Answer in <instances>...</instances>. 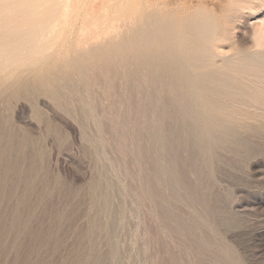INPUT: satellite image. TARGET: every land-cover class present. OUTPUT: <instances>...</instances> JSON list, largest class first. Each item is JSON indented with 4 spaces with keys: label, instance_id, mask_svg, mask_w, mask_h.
I'll return each instance as SVG.
<instances>
[{
    "label": "rangeland",
    "instance_id": "1",
    "mask_svg": "<svg viewBox=\"0 0 264 264\" xmlns=\"http://www.w3.org/2000/svg\"><path fill=\"white\" fill-rule=\"evenodd\" d=\"M48 1L29 0L25 10L38 17L56 7L48 26L53 31L39 40V57L14 63L10 74L0 72V140L10 142L5 150L23 171L38 175L27 230L54 237L6 240L14 248L6 255L0 249V264H264V106L218 96L234 135L205 143L201 153L198 131L190 129L196 124L183 120L173 101L177 91L161 87L150 106L151 78L135 64L132 45L145 41L132 40L156 28L154 21H165L164 34L174 38L162 51L187 66L196 50L184 46L190 37L182 30L196 27L214 9L202 8V0ZM255 22L238 24L234 38L241 45L251 46L247 35ZM226 48L225 60L232 56ZM42 78L43 88H35ZM166 99L172 104L164 107ZM157 117L162 130L173 134L174 146L150 138L151 130L158 131Z\"/></svg>",
    "mask_w": 264,
    "mask_h": 264
},
{
    "label": "bare ground",
    "instance_id": "2",
    "mask_svg": "<svg viewBox=\"0 0 264 264\" xmlns=\"http://www.w3.org/2000/svg\"><path fill=\"white\" fill-rule=\"evenodd\" d=\"M28 1L29 0H0V72L3 71V72H8L10 74L13 71V69L11 67L13 66L14 63L23 60L27 56L39 57L38 56L39 52L36 51L37 48L39 47V40L42 37H49L48 34L53 31L48 26L50 24H53L54 20L52 21V18L56 13V9H55L56 7L53 6L51 8L50 12H47L48 11L47 10L46 13L43 14V16L36 17L33 15V13H31V10H30V13L25 12L26 9H27V11H29L28 8H26V7L30 6V4H27ZM31 1L32 0H30V2ZM37 1H40V0H37ZM32 3H34V2H32ZM32 3H31V5H32ZM34 4H35V6L37 4L38 8H39V6L41 7V3H38V2L36 3V1H35ZM208 6H211L214 9V14H206V15L202 14L204 16H202V19L200 20L198 25H196V27L184 28L182 30L183 34L186 35V37L187 36L190 37V39L188 40V42H186L184 44V46H186V47L188 46L189 48H194V50H196L195 54L193 53L192 56L186 58L188 60L187 66L181 64L182 59L179 60L180 58L179 59L173 58V56H171V53L169 51L168 52L162 51V49L166 50V48H168L170 46V42H171L170 39L174 38L173 36H171L169 34H166V33L164 34L165 29L163 32V27L167 28L166 26H168L169 22L167 23L165 21H163V22L162 21H154L153 24L156 26V28L148 30V31H144L145 30L144 29L143 30L144 32L139 33L135 37V40H132V41H134V43H135V41H138V42L139 41H145V44L141 45L138 43L137 45H132V48H133V53L136 54V56H137L135 58V64L137 65V68H143L144 70H146L147 71L146 73H148V76H150L149 78H151V81L149 80L150 85H148V86H150V91L148 92L149 94H148V99H147L148 104H150V106L153 105V107H154L155 101H157V97H158V90L161 87H163L164 89L177 91L176 96L174 95L175 97H174L173 101L175 103L180 104L178 106L181 107L180 108V110H181L180 112H182L181 118L183 120L190 119L191 121H193V123L196 124V125L193 124L191 126V128L190 127L189 128L191 130L196 129L195 131H198L197 136L199 137V141H197L198 138H196L197 139L196 141H197V145H199V147H200L199 150L201 153L206 152V150H204L205 148H203L205 146L204 145L205 143L208 145V144H211L212 142H214L216 140L220 141V140L225 139L228 136L234 135L233 134L234 133L233 127H231V125L227 126L225 124L226 119H230L231 117L229 118L230 115H227L224 112V110H225L224 104H223L221 98L220 97L218 98V96H222V97L235 96V97H237L241 100H245V101H250V100L253 101L254 100L257 104L264 106V0H202L201 1V7L202 8L206 9V7H208ZM29 8H31V6ZM124 8L126 9V7H124ZM156 9H157V6H156ZM158 10H160V9H158ZM215 10H218L219 12L217 13V11H215ZM32 11H33V8H32ZM125 12H127V11L125 10ZM135 13H136V11H135ZM132 14L133 13L131 12L130 16ZM148 14H149V12H148ZM170 14H172V13H170ZM197 14H198V12H197ZM127 17H129V16H127ZM189 17L191 18L190 15L188 16V18ZM193 17H194V15H193ZM247 18L249 20H251L252 18L256 19L257 22H255L252 25L253 29L251 30L250 34L247 35V36H249V38L251 40V42L249 41L251 43V46L245 47L244 45H241L239 43V41L235 40L234 31L237 30L238 24L241 25V23H243V21L246 20ZM194 19H195V17H194ZM194 19H193V21H194ZM171 20H172V18H171ZM186 22H187V20H186ZM172 23L170 25H172ZM177 23H179V22H176V24ZM244 23H246V22H244ZM96 25H97V23H96ZM242 26H244V25H242ZM100 27H102V26H100ZM175 28H176V26H175ZM172 35H175V34L172 33ZM126 36H128V35H126ZM181 36H182V34H181ZM244 36H245V34H244ZM250 43H248V44L250 45ZM85 46H87V45H85ZM224 46L228 47L231 50L230 55H232V56H231V58L227 57L228 58L227 60H225L226 57L224 56V52H223ZM91 47H93V45ZM172 47H174V46H172ZM177 47H178V45H177ZM228 48H226V49H228ZM74 50H75V48H74ZM128 50H130V49L128 48ZM187 50H189V49H187ZM140 53H141V56H140ZM146 53H147V56H145ZM225 54H227V52ZM47 55L45 53V56H47ZM83 56H84L83 58H85L84 54H83ZM95 57H96V55H95ZM97 57H99V56H97ZM43 58L44 57H42V59ZM48 59H46L47 63H48ZM34 60H36V59H34ZM73 60H74V58H73ZM219 61H221L223 63L219 64ZM126 64H127V62H126ZM33 65H36V64H33ZM33 65H32V68H34ZM19 66L20 65H17V67H19ZM245 66L248 68V70L243 68ZM178 68H179V70L182 68V70H181L182 72H180V71L178 72ZM189 68L195 69L196 71L200 70V72L192 75L188 71ZM15 70L17 72V69H15ZM39 70H41V69H39ZM22 72H24V71H22ZM18 74H16V75H18ZM49 75H51V74H49ZM44 78H45V76H44ZM50 79H52V78H50ZM165 80L167 82H165ZM4 81L6 82V80H4ZM4 81H3V83H4ZM37 82H39V81H37ZM44 82L45 81L42 78V80L38 84L36 83L35 88H41V87L43 88ZM48 83H49V81H48ZM22 89H23V87L20 90H22ZM187 92H189L190 94H191V92H193V93L195 92V93H197V95H195V97L194 96L191 97L192 96L191 95V96H189L191 98H189L186 94ZM169 101L170 100L167 101V99H166V101L164 100V102H163L164 107L172 104ZM245 108L246 107H244V109ZM147 109L141 108L139 112L145 116L146 114H148ZM241 109H242V107H241ZM250 111H251V109H250ZM259 111H261V110H259ZM238 118H239V116H238ZM172 119H174V118H172ZM233 119H234V117H233ZM155 121L157 122V125H158V131H156V129H155V131L151 130L149 133L150 138H152L153 140L157 139L160 142L161 146L166 147L168 144L169 145L172 144V146H174L176 142H173V140L171 139V136H173V134H167V133H165L164 129L162 130V126L160 124L161 117H157L155 119ZM237 123H239V121ZM232 124L234 126V123H232ZM237 126L236 127L234 126V127L237 128ZM179 128H181V127H179ZM182 129H184V128H182ZM184 130H186V129H184ZM191 130H189V131H191ZM188 140H189V137H188ZM158 141H157V143H158ZM171 141H172V143H171ZM150 142H152V140ZM222 142H224V141H222ZM9 143L7 142V140H0V249H4L3 250L4 255H6L7 253H10V251L14 248L13 245L12 246H8L6 244L4 245V242L6 240L11 241V239H12V240H15L16 242L17 241L19 242L20 238H23L24 236L40 237V238H46V239H48L50 237H54L53 233H51L50 231L46 232L42 229L27 230L28 222L33 219L32 214H31V207H30L29 201H30V196L34 195V190H35L34 184H35V180L37 178L36 176H38V175H36L35 170L23 171L24 169L23 170L21 169L19 159L18 158H11L9 156V152L11 150H9V149L5 150V148L7 147V145ZM225 143H226V141H225ZM227 143L229 144V142H227ZM216 144H218V143H216ZM220 145H222V144L220 143ZM223 147H225V145H223ZM214 148H215V146H214ZM210 151H211L210 153H213L212 150H210ZM135 158H136V156L134 157V159ZM136 161H137V159H136ZM175 164H177V163H175ZM175 172H176V170H175ZM176 174H173L174 181L177 180ZM101 182H103V181H101ZM94 183H96V181H94ZM179 183H181V182H179ZM108 184L106 183L105 185L107 186ZM96 189H97L96 185L93 184L92 189H91L92 192L95 193ZM101 189H103V188H101ZM108 190H110V189H108ZM107 193H108V191H107ZM110 197H112V196L110 195ZM34 199H36L37 202L41 201V200H38V194L36 195V197ZM97 200H101V199L99 198ZM103 201H102V203H103ZM112 205H113V203H112ZM93 207H95V206H93ZM110 207L111 206H109L108 208L111 209ZM34 208L35 207H33V209ZM100 208L103 209L101 206L99 207V209ZM112 208L114 209V206H112ZM107 210H106V212H107ZM103 212H102V215H103ZM94 214H96V213H94ZM108 214H110V213H108ZM114 215L116 216V214H114ZM165 215H166V213H165ZM107 216L108 215H106L105 217H107ZM58 217H61V216L58 215ZM95 217H97V216H95ZM170 217H172V216H170ZM112 218H114V217H112ZM178 220H180V219H178ZM59 221H61V220H59ZM90 221H92V219H90ZM109 222H111V221H109ZM54 225H55V223H54ZM105 230H106V228H105ZM88 232L89 231H87V233ZM96 238H98V237H96ZM88 241H89V239H88ZM18 245H19V243H18ZM82 253H83V250H82ZM92 257H94V256H92ZM98 261H100V260H98ZM30 264H32V263H30Z\"/></svg>",
    "mask_w": 264,
    "mask_h": 264
}]
</instances>
